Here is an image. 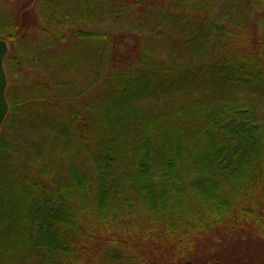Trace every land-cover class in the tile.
<instances>
[{"label": "trees", "instance_id": "16d2710c", "mask_svg": "<svg viewBox=\"0 0 264 264\" xmlns=\"http://www.w3.org/2000/svg\"><path fill=\"white\" fill-rule=\"evenodd\" d=\"M67 1L27 31L0 9L9 51L38 30L55 68L23 83L4 59L0 264H219L216 228L264 264V0H167L126 56L92 25L132 0Z\"/></svg>", "mask_w": 264, "mask_h": 264}, {"label": "rangeland", "instance_id": "374dc122", "mask_svg": "<svg viewBox=\"0 0 264 264\" xmlns=\"http://www.w3.org/2000/svg\"><path fill=\"white\" fill-rule=\"evenodd\" d=\"M63 1L64 3L65 1L68 2L67 0ZM164 3H166L167 5V0H132V2L125 3L124 5L120 4V7L118 8L120 15L116 17L118 19L117 22L113 23L109 20H104L103 23L92 26H97V33H108L111 31V33L118 35V39L124 42L121 46V52L126 56L132 48L138 47L139 41L136 37H139L140 34L144 33L149 34L148 28H145V26H153V24L147 23L145 21L149 19L148 16L150 15V12L152 14L153 11L155 12V10L161 8ZM37 5L38 0H0V9L2 11L4 10V15H11L18 18L21 23L25 24V27H28L26 31L30 28L29 26H31L32 23H39L43 24V26H46V24L41 20L39 21V15L36 11ZM67 6L75 9H80V11L83 10L84 7L81 0H74L72 1V3H68ZM71 22H76L75 17H72ZM88 25L89 24H87L86 26ZM69 27L65 24L59 27L57 26V28L60 29L61 33L63 34H67V32L69 31ZM143 29H146L144 33L141 32ZM26 31L24 32V34L26 33ZM241 31L243 32V34L257 33L259 35H262L258 33V28L257 32L255 31L256 33L253 32L254 30L252 26H249L247 29ZM32 33V37L29 35V40L32 41L33 46V42L36 43V54L33 50H31L32 48L29 49V46L32 45L30 43V45L27 46V41H20L17 44L12 45L10 47V51H8L11 57H17L19 59V66L16 67L15 65H12V70L11 73L9 72V75H16L18 81H23V83L30 81L34 76L39 77L43 76V74L46 75L44 72L48 68L50 72L55 69L53 68L52 64H50V66L48 64L49 56L47 55V53L49 50L44 51L41 47L42 42H44L42 44H45V42H47V37L43 34H39L38 30L37 32ZM48 41H50V39ZM86 44H88V42H86ZM92 46L94 47V45ZM101 46L102 48L104 47L103 45ZM56 47L58 48L55 49V51L58 52L64 49V46ZM46 66H48V68ZM45 79L47 80L48 78L45 77ZM10 82L11 81L8 80L7 90L10 88ZM18 93L21 94V91L19 90ZM260 117L262 119V123L264 124V111L260 113ZM23 131L24 130H21V135L19 136L20 142H22V140L26 138L28 141H34V143L41 141L40 135L37 132V127L31 133L33 134V136L27 135V131ZM229 233L230 232H228L227 230H223L222 228L214 229L200 241L198 245V249L200 252L199 256H203L201 254L204 252L212 253V251L217 252L219 250L218 255L221 260V263L219 262V264H222L223 260L224 262H226V264H250L254 263V259L261 261L259 256H257V253H260V250L251 249L247 251L246 247L248 249L249 246L245 243H241V241L236 237L237 235H240L243 240H245L244 231L243 233L240 232L232 237L229 236ZM235 241L238 242L234 243ZM241 244L245 245L241 246ZM226 249L229 251L226 252Z\"/></svg>", "mask_w": 264, "mask_h": 264}, {"label": "water", "instance_id": "95a60500", "mask_svg": "<svg viewBox=\"0 0 264 264\" xmlns=\"http://www.w3.org/2000/svg\"><path fill=\"white\" fill-rule=\"evenodd\" d=\"M8 50L7 42L0 39V131L9 111V105L6 98L8 81L4 69V59L8 54Z\"/></svg>", "mask_w": 264, "mask_h": 264}]
</instances>
